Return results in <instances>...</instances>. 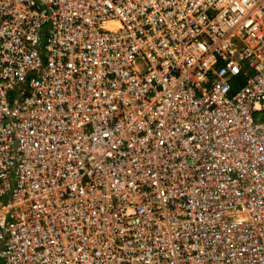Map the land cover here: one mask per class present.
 Instances as JSON below:
<instances>
[{
	"label": "built area",
	"instance_id": "2783aa9c",
	"mask_svg": "<svg viewBox=\"0 0 264 264\" xmlns=\"http://www.w3.org/2000/svg\"><path fill=\"white\" fill-rule=\"evenodd\" d=\"M0 264H264V0H0Z\"/></svg>",
	"mask_w": 264,
	"mask_h": 264
},
{
	"label": "trees",
	"instance_id": "16d2710c",
	"mask_svg": "<svg viewBox=\"0 0 264 264\" xmlns=\"http://www.w3.org/2000/svg\"><path fill=\"white\" fill-rule=\"evenodd\" d=\"M239 85H240V78H236V79L233 81V83H232V87H233V89L235 90V89H237V88L239 87Z\"/></svg>",
	"mask_w": 264,
	"mask_h": 264
}]
</instances>
